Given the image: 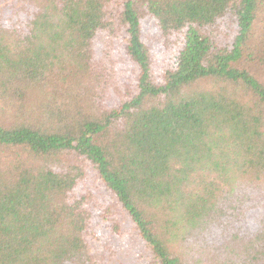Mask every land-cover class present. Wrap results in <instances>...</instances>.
Returning <instances> with one entry per match:
<instances>
[{
  "label": "trees",
  "instance_id": "trees-1",
  "mask_svg": "<svg viewBox=\"0 0 264 264\" xmlns=\"http://www.w3.org/2000/svg\"><path fill=\"white\" fill-rule=\"evenodd\" d=\"M0 264H264V0H0Z\"/></svg>",
  "mask_w": 264,
  "mask_h": 264
},
{
  "label": "rangeland",
  "instance_id": "rangeland-1",
  "mask_svg": "<svg viewBox=\"0 0 264 264\" xmlns=\"http://www.w3.org/2000/svg\"><path fill=\"white\" fill-rule=\"evenodd\" d=\"M7 1H10V0H7ZM148 25H150V24H149V23L146 24L145 27H147ZM158 59H159V58L157 57V58H156V62H157V63H160V62L158 61ZM122 260H124V257H122Z\"/></svg>",
  "mask_w": 264,
  "mask_h": 264
}]
</instances>
